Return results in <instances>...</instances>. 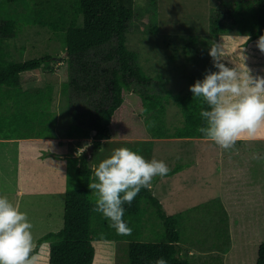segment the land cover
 Here are the masks:
<instances>
[{
	"label": "rangeland",
	"instance_id": "rangeland-1",
	"mask_svg": "<svg viewBox=\"0 0 264 264\" xmlns=\"http://www.w3.org/2000/svg\"><path fill=\"white\" fill-rule=\"evenodd\" d=\"M240 1L246 6L254 0H135L128 46L140 53V63L152 76L153 89L163 93L185 92L191 86L192 77L199 76L206 63L205 72L213 70V60L209 55L210 42L214 39L210 19L213 14L232 10ZM33 9L31 0L3 3L0 4V19H16L21 23L19 32L8 38L13 59L53 56L52 70L41 67L29 71L38 76L29 85L46 91L53 86L50 110L56 119L52 125L55 133L53 140L46 143L0 142V196H6L27 213L33 224L34 246L42 235L63 227L68 184L61 183V173L65 174V170L66 176L70 173L71 188L80 185L75 171L76 159L67 155L79 156L89 151V161L97 167L115 149L127 147L138 151L147 160L164 161L170 170L181 165L177 171L163 178L155 177L153 190L169 213L197 206L190 215V225L185 227L182 242L195 264H256L259 244L264 241V139L257 143L237 142L239 146L224 150L199 137H110L103 139L100 148L89 150L92 138H69L67 129L77 114L79 122L90 123L89 116L82 120V113L93 108L96 100L90 101L72 86L68 91L63 89L70 79L69 66L64 59V35L48 26L35 24ZM237 31L234 27L227 32L232 37L230 42L233 44L235 36H239L238 41L242 44L228 50L224 48L225 56L221 62L231 67L227 60L234 54L237 58L242 57L239 66L244 68L246 65L253 77H264V52L258 48V40L245 44L248 35ZM192 37L196 40L193 41ZM0 101L4 104L0 107L2 116L6 112L3 107L12 105V101L6 97ZM167 107V124L175 130L184 124V115L174 97L170 98ZM13 111H7L6 118L13 116ZM61 152L65 153L64 166H56L54 170L56 160L62 164ZM254 155L261 159H253ZM52 177L61 183L59 189L50 184ZM253 180L257 182L254 192L249 188L252 184L248 186ZM231 189V196L237 202L227 200L224 204L228 212L226 217L218 197L222 191L221 194L229 198ZM254 197L258 201L252 200ZM224 226L230 236L228 242L225 235L218 238L219 230L226 231ZM127 245V241H112L101 264H129Z\"/></svg>",
	"mask_w": 264,
	"mask_h": 264
},
{
	"label": "trees",
	"instance_id": "trees-1",
	"mask_svg": "<svg viewBox=\"0 0 264 264\" xmlns=\"http://www.w3.org/2000/svg\"><path fill=\"white\" fill-rule=\"evenodd\" d=\"M18 1L21 0H0V4ZM31 1L34 4L33 22L64 35V59L69 66L70 79L63 89L68 91L72 86L90 101L96 100L93 108L82 113V120L89 116L90 123L79 122L76 113L69 123L68 137L92 138L94 149L100 148L103 139L110 137L204 138L197 128L205 123L200 112L209 110L207 103L202 98H194L190 87L176 94L153 89L152 76L140 63V53L128 46L135 0ZM234 27L239 34L248 35L245 44L264 35V0H254L246 6L240 1L232 10L213 14L210 28L214 39L210 46L213 41L226 50L240 46L239 36H235L231 44L232 37L227 33ZM20 29L18 20L0 19V100L6 97L12 101V105L3 107L6 112L0 119L7 116V111L15 109L13 116L8 115L13 118L15 127L0 128V137L53 136L52 125L56 121L50 110L53 86L47 91L40 87L32 91L22 87L38 77L30 70L41 67L52 70L53 56L13 59L8 38L14 37ZM192 40L196 38L192 37ZM206 66L207 63L204 69ZM204 69L200 70L199 76L192 77L191 86L204 79L207 74ZM212 71H218L214 64ZM171 97L185 119L175 130H171L166 120ZM3 105L0 101V107ZM149 121H154V126L150 127ZM0 125H3L2 121ZM70 157L76 159L75 171L80 185L71 188L70 173L67 174L63 227L38 238L32 253L38 257L37 264H101L112 241L128 242L129 264H155L160 257L167 264H195L182 242L185 227L190 225V215L197 206L169 213L153 187L150 191L141 189L131 205H124V220L133 229L132 234L117 235L103 215L93 211L96 197L88 183L94 180L96 167L91 165L87 151ZM180 167L176 166L168 174ZM218 201L225 210L223 202ZM224 214L227 217L228 212L225 210ZM224 235L228 242L227 229L219 230L218 238ZM256 264H264V241L259 244Z\"/></svg>",
	"mask_w": 264,
	"mask_h": 264
},
{
	"label": "clouds",
	"instance_id": "clouds-1",
	"mask_svg": "<svg viewBox=\"0 0 264 264\" xmlns=\"http://www.w3.org/2000/svg\"><path fill=\"white\" fill-rule=\"evenodd\" d=\"M264 52V35L257 41ZM209 55L218 71L208 72L203 80L190 86L194 98H202L209 110L202 109L205 122L197 131L220 148L229 150L242 139L264 138L258 133L264 129V77H253L245 65L228 67L221 62L225 56L223 45L213 41ZM146 111V110H142ZM149 121V126H154ZM253 159L261 157L254 155ZM170 172L164 161L147 160L138 151L120 147L94 169V180L88 183L95 199L93 211L100 213L115 229L117 235L130 236L133 229L124 220V205H131L141 189L153 187V180ZM33 224L26 212L0 196V264H37L33 255ZM155 264H167L160 257Z\"/></svg>",
	"mask_w": 264,
	"mask_h": 264
},
{
	"label": "crops",
	"instance_id": "crops-1",
	"mask_svg": "<svg viewBox=\"0 0 264 264\" xmlns=\"http://www.w3.org/2000/svg\"><path fill=\"white\" fill-rule=\"evenodd\" d=\"M256 40H258V39H256ZM241 47H239L238 49H240ZM246 48V47H245ZM240 51L242 52L243 50H241L240 49ZM243 53V52H242ZM229 55H231V53L229 54ZM238 57H239V55H238ZM241 59H242V57H239V58H237L234 54H233V56L232 57H228V60H227V62H228V64L231 66V67H235L236 65L238 66V67H240V68H243V67H241V66H239V65H241ZM38 78V77H37ZM37 80V79H36ZM36 80H34V81H36ZM32 82V81H31ZM29 83L30 82H28V83H24L23 85H22V87H23V89H27V90H34L37 86L35 85L33 88L29 85ZM15 119V118H14ZM0 121H2L3 122V125H0V127L1 128H10V129H12V128H14L15 126H14V122H13V118L12 117H8V119L6 118V117H4L3 119H0ZM55 133V132H54ZM258 136H262V137H264V131H263V129L261 130V132H259L258 133ZM69 138H75V137H69ZM261 139H264V138H261ZM261 139H255V140H248V139H242V140H239V141H237L239 144L241 143H243V141H247V142H250V141H252V142H255V143H257L259 140H261ZM48 140H53V136H48V137H41V136H29V137H18V138H1L0 137V142H5V141H18V142H24V141H34V142H40V143H42V142H47ZM239 144H236L237 146H239ZM241 149V148H240ZM64 152H61L60 154H59V157L60 158H62V164L59 162V161H55L54 159H52L53 161H55L56 162V164H55V162H52V163H54L55 165H54V170L56 169V166H64V159H66L65 158V156H64ZM64 156V157H63ZM67 156H70V155H67ZM66 156V157H67ZM21 163H22V161H21ZM238 169H240V168H238ZM250 170H252V168H250ZM249 170V171H250ZM246 171H248L247 169H246ZM246 171L244 170V174L246 175ZM238 172V171H237ZM62 174V177H60V175H58V174H56L55 173V175L56 176H58V177H60L61 179H62V182L61 183H67V179H66V170H65V174L64 173H61ZM64 174V175H63ZM239 174H241L242 176H243V173L241 172V171H239ZM237 175V174H236ZM237 179H238V175H237ZM61 183H57L56 181H54V177H52V182L50 183V184H54L55 186H56V188L57 189H59L58 188V186H59V184H61ZM255 183H257L256 181H252L251 183H248V186H250L251 184H252V187L250 186L249 188H253L252 189V191L254 192V189L256 188V185H255ZM224 188L225 187H223V190L222 191H224ZM19 190H21V188L19 189ZM60 190H63V189H60ZM227 190V189H226ZM66 191V190H65ZM222 191L220 192V194L222 193ZM233 191H232V189H231V192H230V197L228 198L226 195H224V194H221V196H220V194H219V197L218 198H220V201H222L223 202V204H225V203H227V200L230 202V203H235V202H237V199L236 198H234V197H232L231 196V193H232ZM252 200H254V201H258V199H256V197H254V198H252ZM260 202H262V199H260ZM230 203H228L229 205H230ZM228 206V205H227ZM229 207V206H228ZM238 207V206H237Z\"/></svg>",
	"mask_w": 264,
	"mask_h": 264
},
{
	"label": "water",
	"instance_id": "water-1",
	"mask_svg": "<svg viewBox=\"0 0 264 264\" xmlns=\"http://www.w3.org/2000/svg\"><path fill=\"white\" fill-rule=\"evenodd\" d=\"M93 147H94V145L91 144V145L89 146V150H91ZM88 153H89V151H88Z\"/></svg>",
	"mask_w": 264,
	"mask_h": 264
}]
</instances>
